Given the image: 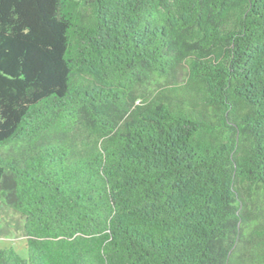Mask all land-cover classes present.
Listing matches in <instances>:
<instances>
[{"label": "trees", "instance_id": "16d2710c", "mask_svg": "<svg viewBox=\"0 0 264 264\" xmlns=\"http://www.w3.org/2000/svg\"><path fill=\"white\" fill-rule=\"evenodd\" d=\"M0 205V264H264V0H0Z\"/></svg>", "mask_w": 264, "mask_h": 264}, {"label": "rangeland", "instance_id": "374dc122", "mask_svg": "<svg viewBox=\"0 0 264 264\" xmlns=\"http://www.w3.org/2000/svg\"><path fill=\"white\" fill-rule=\"evenodd\" d=\"M13 216L12 213L0 205V249L13 247L22 258L27 257L26 241L22 235L19 234L16 227H7L8 218Z\"/></svg>", "mask_w": 264, "mask_h": 264}]
</instances>
